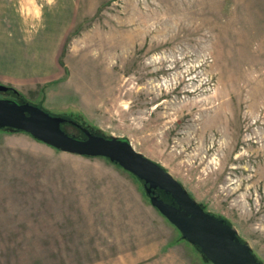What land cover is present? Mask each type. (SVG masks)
<instances>
[{"label": "rangeland", "instance_id": "obj_1", "mask_svg": "<svg viewBox=\"0 0 264 264\" xmlns=\"http://www.w3.org/2000/svg\"><path fill=\"white\" fill-rule=\"evenodd\" d=\"M0 15L63 66L12 86L25 100L128 139L264 264V0H0ZM178 237L107 159L0 131V264H150Z\"/></svg>", "mask_w": 264, "mask_h": 264}, {"label": "water", "instance_id": "obj_2", "mask_svg": "<svg viewBox=\"0 0 264 264\" xmlns=\"http://www.w3.org/2000/svg\"><path fill=\"white\" fill-rule=\"evenodd\" d=\"M14 92L12 87L0 84V93ZM63 125L76 126L84 136L68 133ZM0 131L26 133L58 151L105 158L123 169L140 182L150 205L178 231L181 241L196 250L203 262L263 264L234 225L207 211L164 167L134 150L128 139L89 131L40 104L7 97L0 98Z\"/></svg>", "mask_w": 264, "mask_h": 264}, {"label": "crops", "instance_id": "obj_3", "mask_svg": "<svg viewBox=\"0 0 264 264\" xmlns=\"http://www.w3.org/2000/svg\"><path fill=\"white\" fill-rule=\"evenodd\" d=\"M48 14L44 15L47 17ZM67 16H59L56 20H67ZM12 20L13 23L4 26L0 18V83L17 88H32L43 84L50 86L62 80L64 70L53 55L55 53H52L55 48L49 51L43 46L42 34L39 38L31 37L27 40L21 21ZM174 239L161 247L155 259L149 261L150 264H204L192 247L187 250L188 254H182L179 248L185 251L186 248L181 245L182 241L175 243Z\"/></svg>", "mask_w": 264, "mask_h": 264}, {"label": "trees", "instance_id": "obj_4", "mask_svg": "<svg viewBox=\"0 0 264 264\" xmlns=\"http://www.w3.org/2000/svg\"><path fill=\"white\" fill-rule=\"evenodd\" d=\"M46 86L47 85H45L44 87H43V89L44 88H46ZM10 87H12V86H10ZM13 88V87H12ZM14 90H15V88H13ZM16 91V90H15ZM13 92V91H12ZM12 96L15 98V99H17V100H19V101H22V100H25L23 97H22V95L19 93V92H17L16 91V93L14 92L13 94H12ZM27 101V100H26ZM65 117H67V118H69V119H71V120H73V121H75L76 123H79V124H81L82 125V127H84V128H87L89 131H94V132H98V133H100L99 131H96V128L94 129L93 127H91L90 125H88V123L86 122V121H84L83 119H81V118H79V117H70V116H66V115H64ZM69 126H71L72 128H73V132H69V131H67L66 130V128H65V125H63V129H65V131H67L68 133H70V134H73V135H75V136H77V137H83L84 136V133L79 129V128H77L76 126H73V125H69ZM181 240H180V235H179V237L174 241L175 243L176 242H180Z\"/></svg>", "mask_w": 264, "mask_h": 264}]
</instances>
